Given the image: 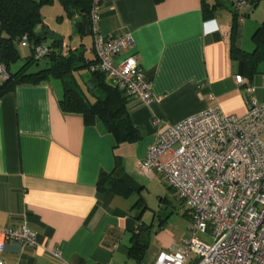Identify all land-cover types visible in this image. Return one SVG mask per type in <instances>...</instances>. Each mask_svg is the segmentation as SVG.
<instances>
[{"label": "crops", "instance_id": "1", "mask_svg": "<svg viewBox=\"0 0 264 264\" xmlns=\"http://www.w3.org/2000/svg\"><path fill=\"white\" fill-rule=\"evenodd\" d=\"M251 8L238 13L232 0L102 3L100 29L105 40L129 34L134 41L114 63L136 56L152 85L150 104L131 97L127 100L132 123L141 136L135 142L116 143L100 124L90 125L81 114L63 112L61 77L20 84L0 99V231L25 223L37 233L38 243L31 247L10 242L4 254L6 264H136L129 249L134 232L146 225L137 209L143 193L155 186L160 203L169 202L167 187L185 206L159 175L138 168L157 135L170 124L210 108L219 107L228 116H244L248 96L236 83L237 75L256 87L255 96L264 103V60L250 79L230 54L235 14L237 45L250 53L256 48L254 36L264 23V0L245 15ZM41 13L43 25L38 33L48 29L62 36V53L79 59L73 77L90 93L95 82L86 64L96 56L89 18L78 13L69 16L58 0L43 6ZM43 41L45 47L53 43ZM60 48L57 43L56 50ZM17 50L20 59L11 65L12 73L33 52L22 41L17 42ZM41 61L47 68V61ZM38 64L29 72L42 70ZM102 174L122 179L131 189L123 185L101 189ZM136 196L139 199L133 204ZM167 220L162 218L160 223ZM166 232L157 234L152 264L159 252L180 244ZM53 250L61 257L55 258Z\"/></svg>", "mask_w": 264, "mask_h": 264}, {"label": "built area", "instance_id": "2", "mask_svg": "<svg viewBox=\"0 0 264 264\" xmlns=\"http://www.w3.org/2000/svg\"><path fill=\"white\" fill-rule=\"evenodd\" d=\"M104 1H91L89 23L97 61L90 71L105 74L128 97L150 104L152 85L136 56L114 63L133 47L132 36L105 40L101 34ZM232 2L238 13L251 6L248 0ZM22 42L29 45L27 38ZM49 50L37 46L35 59L46 58ZM9 78L0 60V84ZM236 83L248 96L244 116H228L215 107L170 124L138 163L140 170L159 175L171 186L192 220L191 239L159 252L153 264H264V103L242 75L236 76ZM207 234L211 243L201 237ZM10 242L36 247L37 233L25 223L1 230L0 264H6ZM51 254L61 257L56 250Z\"/></svg>", "mask_w": 264, "mask_h": 264}, {"label": "trees", "instance_id": "3", "mask_svg": "<svg viewBox=\"0 0 264 264\" xmlns=\"http://www.w3.org/2000/svg\"><path fill=\"white\" fill-rule=\"evenodd\" d=\"M55 0H0V60L10 73V78L0 84V99L20 84H39L50 77H61L65 84V93L60 101V106L65 113H78L84 116L85 122L90 125L100 124L104 130L110 133L116 143L135 142L141 138L138 129L132 123L127 110L128 96L124 91L107 82L105 74L92 72L95 85L92 90L85 92L73 77L78 70V57L73 54L66 57L56 50L57 43H52L48 48L46 58L48 67L35 73L29 69L41 60L35 59V50L43 42V37L38 33V28L43 25L41 9L50 5ZM68 12L69 16L75 13L86 15L89 18L92 0H58ZM159 1V0H157ZM252 8H255L259 0H248ZM90 24V23H89ZM239 23L237 15L231 31L232 58L240 63L241 73L248 78H253L259 62L264 60V23L257 29L254 42L256 48L253 52H246L237 45ZM27 38L33 52L27 58L25 65L17 72L12 73L10 67L20 59L17 50V42ZM90 62L89 67L96 63ZM85 65V66H86ZM128 191L131 189L122 179L112 174H102L99 180L101 189H115L121 186ZM188 216V212L184 214ZM134 232L133 245L129 249L130 257L136 264L141 263L148 248L147 229Z\"/></svg>", "mask_w": 264, "mask_h": 264}, {"label": "rangeland", "instance_id": "4", "mask_svg": "<svg viewBox=\"0 0 264 264\" xmlns=\"http://www.w3.org/2000/svg\"><path fill=\"white\" fill-rule=\"evenodd\" d=\"M45 44H48V41H46ZM38 63L39 69H43L47 66L44 61H39ZM38 66L35 65L34 70L37 69ZM165 188L168 192L167 197L169 202L160 203V194H158L157 188L153 186L151 190H147L143 193L144 199L137 205L138 213H140V211L143 213V221L146 223L144 227L147 229L145 232H147L149 238V247L147 248L146 258L143 264H152L154 253L158 249L156 242L157 234L167 231L166 233L169 238H172V235H174L173 239L180 244L185 240L191 239L192 220L190 215H184L185 211L190 214L188 208L183 205L181 206L172 191L167 187ZM138 199L139 197L136 196L133 204L136 203ZM165 217H168L166 224L160 223V220ZM201 237L209 243L213 240L209 234L201 235Z\"/></svg>", "mask_w": 264, "mask_h": 264}, {"label": "water", "instance_id": "5", "mask_svg": "<svg viewBox=\"0 0 264 264\" xmlns=\"http://www.w3.org/2000/svg\"><path fill=\"white\" fill-rule=\"evenodd\" d=\"M254 8L249 9L245 15H249ZM41 35L45 41H51L53 43H61L60 54L63 51V38L60 34L54 33L52 30L43 29Z\"/></svg>", "mask_w": 264, "mask_h": 264}]
</instances>
